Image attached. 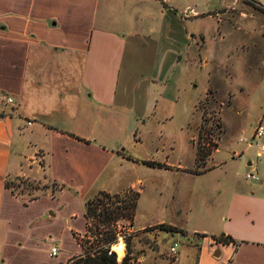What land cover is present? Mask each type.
Masks as SVG:
<instances>
[{"label": "rangeland", "instance_id": "374dc122", "mask_svg": "<svg viewBox=\"0 0 264 264\" xmlns=\"http://www.w3.org/2000/svg\"><path fill=\"white\" fill-rule=\"evenodd\" d=\"M116 1L114 12L104 11L119 23L118 28L134 31L120 65L116 102L125 106V118L126 114L133 117L137 137L128 126L114 125L113 117L112 124L102 119V136L108 143L117 139L114 143L122 156L89 192L83 182L77 183L83 186L79 191L72 182L60 192L59 185L50 181L7 179L11 191L24 200L38 197L29 212L19 215L22 225V220L37 216L31 227L33 238L46 246L42 244L33 254L35 264H65L79 250L91 251L97 232L110 230L111 225L105 229L107 220L102 218L106 208L119 214L111 227L117 241L110 245L122 256L118 261L128 252L130 264H194L186 247L194 251L197 245L185 235H171L154 226L156 222L170 220L187 232L201 227L212 215L219 224L228 187L253 182L245 177L251 168L246 166L247 159L254 161L260 177L264 175V155L256 157L252 150L239 158L232 155L245 148L240 136L250 137L258 122L264 124V0ZM154 26L156 34L150 31ZM14 147L31 151L23 138ZM198 147H204L201 156L205 159L198 156L200 163ZM167 154L171 160L179 156L182 171L187 173L219 165L206 171L205 178L195 177L199 183L192 195L194 177L190 174L168 165L158 168L142 163L145 159L161 162ZM132 162L137 166L133 168ZM222 188L225 192L219 194ZM100 191L109 193V198L100 197V205L93 208L96 215L86 217V202ZM124 192L138 193L135 210L114 196ZM72 212L76 218L68 215ZM82 220L84 231L78 232L74 226ZM141 225L145 227L139 229ZM174 241L178 247L173 256L180 253V263L169 254ZM52 246L58 252L49 257L45 249L50 252ZM20 253L11 256L30 257Z\"/></svg>", "mask_w": 264, "mask_h": 264}, {"label": "crops", "instance_id": "0c3cea01", "mask_svg": "<svg viewBox=\"0 0 264 264\" xmlns=\"http://www.w3.org/2000/svg\"><path fill=\"white\" fill-rule=\"evenodd\" d=\"M116 5V0H0V94L13 98L10 104L0 102V264H35L33 254L44 244L35 242L31 231L37 216L22 220L25 225L19 219L38 197L24 200L7 188V179L50 181L59 185L60 192L72 182L79 191L83 186L77 183L83 182L89 192L122 156L114 143L117 139L108 143L102 136V119L112 124L113 117L114 125L128 126L137 137L133 117L125 118V106L116 102L120 65L134 32L126 26L118 28L119 23L104 11L114 12ZM150 31L156 34L158 28ZM21 138L30 144V152L14 147ZM259 142L264 144V136ZM246 150L256 156V146L245 144L241 152H232L233 158ZM161 162L176 170L184 168L179 156L171 160L167 154ZM253 162L247 159L248 171L258 173ZM218 165L197 174L182 171L194 177L192 195L199 183L195 177L205 178V172ZM228 188L221 223L212 215L193 232L170 220L156 224L166 222L186 231L187 240L197 245L194 251L186 247L194 264H264V175L257 182L232 183ZM74 227L84 231V221ZM69 229L76 231L72 225ZM222 234L234 242L213 238ZM20 252L30 257L11 256ZM77 254L80 250L73 255ZM181 258L179 253L174 262Z\"/></svg>", "mask_w": 264, "mask_h": 264}, {"label": "trees", "instance_id": "16d2710c", "mask_svg": "<svg viewBox=\"0 0 264 264\" xmlns=\"http://www.w3.org/2000/svg\"><path fill=\"white\" fill-rule=\"evenodd\" d=\"M204 153V147H198L197 150V158L200 159L198 156H201ZM201 158H203V156H201ZM205 158H203L204 160ZM200 161H202V159L198 160V162L200 163ZM143 164H146L148 166H152V167H167V165L164 162H160V161H156V160H151V159H145L142 160ZM197 163V164H199ZM6 186L7 188H9V183L6 181ZM100 195V196H99ZM104 195V197L109 198V193L105 192V191H100L98 192V194L94 197L89 199L86 203V211H85V216L89 217L90 215H96L95 214V209L96 206L100 205L98 203V200H102V196ZM138 195V193H128L127 194L124 192L122 193H114V196H116V198H120V200L122 199L124 204L129 207V209H131L133 211V209L135 210V205H136V196ZM101 197V198H100ZM127 200H126V199ZM34 199V198H33ZM94 212H92V211ZM114 210L113 209H108L106 208L105 210H102V215H103V219L106 218L107 223L104 226L105 229L108 228L109 225H111V227H113L115 224H113L112 220L115 218H117L119 216V214L115 213L114 216ZM116 222V221H115ZM158 226L160 229H162L163 231L169 232V233H180L181 235H186V231L183 229H180L176 226H173L171 224H167V223H158L155 224L154 226ZM110 229V230H104L103 233H99L97 232V236H96V241L93 243L94 247L93 249H91V251H84L83 253L77 254V255H73L72 257H70L67 262L65 264H130L129 263V256H128V252H126L122 258L121 261H118L116 258H120L122 257L120 254L116 253L115 250L110 249V245H112L113 243H115L117 240V235L116 232H112V230L114 229ZM96 232V229H95ZM101 234L103 235V237L101 236ZM99 236V237H98ZM102 237V238H101ZM215 238L217 241L222 242V243H230V242H234V240L232 239L231 236L229 235H220L218 237H213ZM78 244L80 245L81 248L82 244L80 243V241H78ZM128 251V248H127Z\"/></svg>", "mask_w": 264, "mask_h": 264}, {"label": "built area", "instance_id": "2783aa9c", "mask_svg": "<svg viewBox=\"0 0 264 264\" xmlns=\"http://www.w3.org/2000/svg\"><path fill=\"white\" fill-rule=\"evenodd\" d=\"M0 102L2 103H6V104H10L13 102V98L7 94H0ZM31 122H28V124H30ZM264 136V124L262 122H258L252 131V134L250 135V137L247 136H240L238 138V140L240 142H243L249 146H256L257 150H256V156L260 157L262 155H264V144L260 143L259 140ZM239 156V155H238ZM245 177L247 179L256 181L259 180V175L257 172L254 171H247L245 174ZM178 247V243L176 241H174L170 247H169V254L170 255H174L176 253V249ZM58 252V249L56 246L51 247L50 249V256H56ZM174 257V256H173ZM223 264H229V263H223Z\"/></svg>", "mask_w": 264, "mask_h": 264}, {"label": "bare ground", "instance_id": "6f19581e", "mask_svg": "<svg viewBox=\"0 0 264 264\" xmlns=\"http://www.w3.org/2000/svg\"><path fill=\"white\" fill-rule=\"evenodd\" d=\"M119 246V245H118ZM122 247V246H121ZM118 249H120V248H118Z\"/></svg>", "mask_w": 264, "mask_h": 264}, {"label": "water", "instance_id": "95a60500", "mask_svg": "<svg viewBox=\"0 0 264 264\" xmlns=\"http://www.w3.org/2000/svg\"><path fill=\"white\" fill-rule=\"evenodd\" d=\"M123 149V148H122Z\"/></svg>", "mask_w": 264, "mask_h": 264}]
</instances>
